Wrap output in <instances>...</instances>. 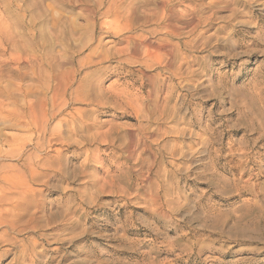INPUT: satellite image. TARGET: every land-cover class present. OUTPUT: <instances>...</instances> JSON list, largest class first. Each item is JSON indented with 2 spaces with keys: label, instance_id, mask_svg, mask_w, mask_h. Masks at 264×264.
Returning <instances> with one entry per match:
<instances>
[{
  "label": "rangeland",
  "instance_id": "1",
  "mask_svg": "<svg viewBox=\"0 0 264 264\" xmlns=\"http://www.w3.org/2000/svg\"><path fill=\"white\" fill-rule=\"evenodd\" d=\"M0 199V264H264V0H0Z\"/></svg>",
  "mask_w": 264,
  "mask_h": 264
},
{
  "label": "bare ground",
  "instance_id": "2",
  "mask_svg": "<svg viewBox=\"0 0 264 264\" xmlns=\"http://www.w3.org/2000/svg\"><path fill=\"white\" fill-rule=\"evenodd\" d=\"M33 125H34V127H37V126H38V125H37V122H33ZM31 176H32V174H31ZM23 183H24V182H23ZM20 185H23V187H24L25 184H20ZM28 189H29V188H27V190H28ZM23 190L27 191V190L25 189V187H24ZM25 191H23V192H25ZM29 191H30V190H29ZM23 194H24V193H23ZM30 196H31V195H30ZM2 197H3V196H2ZM4 199L6 200V198H4ZM4 199H2V200H4ZM0 200H1V199H0ZM2 200H1L0 202H3ZM5 200H4V201H5ZM9 200H10V199H9ZM9 200H6V202H7V201L10 202ZM1 204H3V203H1ZM17 205H18V204H17ZM7 210H8V209H7ZM23 213H24V212H23ZM23 213H22V214H23ZM24 215H25V213H24Z\"/></svg>",
  "mask_w": 264,
  "mask_h": 264
}]
</instances>
